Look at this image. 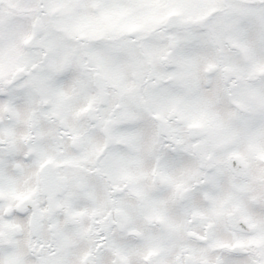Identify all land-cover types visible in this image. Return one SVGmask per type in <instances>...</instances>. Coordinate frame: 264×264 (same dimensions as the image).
<instances>
[{
	"label": "rangeland",
	"instance_id": "obj_1",
	"mask_svg": "<svg viewBox=\"0 0 264 264\" xmlns=\"http://www.w3.org/2000/svg\"><path fill=\"white\" fill-rule=\"evenodd\" d=\"M40 2L41 0H0V117L4 116L9 97L4 83L9 77L8 68L13 65L10 63L11 59L13 63L20 64L22 59L27 58V62L31 63L30 59L35 58L29 51H25L26 41L32 33L31 25L28 24L31 20L27 18L41 14L38 8ZM50 3V14H43H54L58 7L59 11L55 15L62 24L59 26H65L70 32L64 34L47 25L52 37L45 47L57 50L55 57L60 61V66L54 82L45 81V85L54 84L53 90L45 85L42 88L47 97L59 91L60 96H55L54 110L58 107L64 110V107L69 106L66 110H69L70 116L72 114L77 122L78 117L82 119L81 122L84 121V112L91 105L94 96V88L91 87L92 72L87 68L96 67L102 59L105 60L112 79L123 83L127 98L125 106L130 111L136 101L137 86L144 80L147 70L144 63L154 65L156 72L162 77L171 76V82L157 89L151 88L149 95L153 96L149 111L156 114L161 112L164 115L162 121L152 115H145L141 108L139 119L134 122L124 121L123 114H116L122 117L119 121L123 122L125 128L123 138L129 144L127 156L131 152L144 154L138 158V166L143 172L150 170L157 147L163 142L170 144L171 141L170 165L175 179L172 188L180 187L177 190L181 193L177 198L172 190V194L166 198L171 224L183 233L184 238L174 240L173 248L170 246L168 250L163 241H155L153 244L146 237L145 242L140 240V244L134 248L137 259L147 249L155 247L160 249L158 264H178L174 259L176 245L183 241L184 245H189L188 260L194 256L198 260H209L211 264H264V247L258 248L252 244L260 237L239 234L245 248L238 249L234 242L238 234L234 235L232 231L238 228L236 221L242 215H251L261 226L264 235V204L261 200L264 197V76H261L264 71V0H50ZM179 10L183 12V20L196 23L179 30L174 29L169 32V36L168 30H164L165 18ZM104 12L106 16L102 19L101 13ZM4 18H11L12 34L9 37L2 34ZM131 27L140 29V38L148 37L141 49L131 36L120 35L124 28L129 30ZM82 33L87 34L88 40L81 39ZM102 33L108 34L112 39L107 41ZM83 45L88 51L81 50ZM91 49L96 53V60L87 62L86 54ZM146 51L151 55V62L146 61L149 56ZM42 78L47 79L44 75ZM27 87L32 89L29 83H24L19 90L17 87L11 90L13 96L18 92L21 100L19 111L23 112V118L27 117L36 104L33 93L27 94ZM3 92L6 93L3 95ZM14 103L17 107V103ZM249 110L252 113L246 112ZM105 112L109 115L111 111L107 109ZM81 122L78 125L80 130L85 127ZM49 129L45 130L47 135L43 140L46 154L43 150L44 156L40 159L53 155L52 143L47 137L54 135L55 126L50 123ZM15 133L20 139L21 131ZM98 133L92 130L89 137L93 139L91 148L89 144V159L99 152L101 141L98 142ZM185 141L188 147H198V156L190 149L187 157L178 155V146ZM199 155H203L202 159ZM238 155L247 164L237 174L230 169V163ZM74 159L77 162L79 158ZM195 159L199 162L195 163ZM27 166L23 174H15L18 166L13 168L14 164L11 163L13 174L11 173V181L6 186L12 202L24 193L35 192L38 188L35 164ZM245 178L248 180L245 181ZM197 181L199 192L202 193L195 191L192 196L195 201L187 208L191 213L195 206H202V225L211 221L210 224L215 229L211 226L212 230L208 229L206 232L213 231L217 237L214 242L208 243L209 238L205 233L206 238L201 243L195 242L191 246L185 237V231L188 232L185 229L187 223L185 220L184 223L181 221V205L178 201L184 190ZM143 182L148 183V179L145 178ZM236 186H239V191L235 190ZM238 193L242 196L235 199L244 203L246 209L243 214L233 209L236 202L233 197ZM19 223L23 221L8 219L5 227L12 224L14 229ZM33 223H39V220L33 219ZM41 232L42 242L47 245L51 232ZM19 233L11 232V238H17ZM153 233L157 235V232H150L151 235ZM31 234L25 230L23 241H30L28 236ZM19 238L22 239V236ZM165 239L176 238L172 232H168ZM27 244L24 241L26 247ZM5 247H0V264H12L13 261H20L21 264H53L54 260H60H57L56 255L53 257L50 254H46V259L41 256L35 258L27 252L21 256V252L19 254L17 251L22 249L16 251ZM9 260L12 262L9 263Z\"/></svg>",
	"mask_w": 264,
	"mask_h": 264
},
{
	"label": "flooded vegetation",
	"instance_id": "obj_2",
	"mask_svg": "<svg viewBox=\"0 0 264 264\" xmlns=\"http://www.w3.org/2000/svg\"><path fill=\"white\" fill-rule=\"evenodd\" d=\"M50 6L46 7L45 0H41L38 7L41 14L27 18L31 20L28 24L31 25L32 33L26 41V48H24L26 52L29 51L35 58L30 59L31 63L27 62V58L22 59L20 64L13 63L11 59L10 63L13 65L8 68L9 77L7 82L4 83L9 91L7 93L9 97L4 116L0 117V129H3V131H0V247L4 245L6 249L13 248L16 251L22 249L17 251L19 254L21 252V256L22 254L26 255L27 252L35 258L41 256V258L46 259V254L53 257L56 255L57 260L58 258L60 260L57 262L54 260L53 264H77V261L78 264H155V250L154 252L151 250L145 251L138 259L134 255V248L137 244H140V240L144 241L148 237L149 242H153V244H155V241L161 240L168 247H172L174 240L184 238L183 233L178 231L174 224H171V216L167 212L166 197L172 194V190L177 194V198L180 193L177 190L180 187L177 189L172 188L175 182L174 172L170 165L172 156L170 146L172 147V145L169 141L170 144L166 145L163 142L158 146L150 170L143 172L138 166L140 164L138 158L144 156V154L137 155L131 152V156H127L129 144L123 138L125 128L123 122L119 119L121 120L124 117L122 120L134 122L139 119L141 108L145 115H152L157 120L162 121L164 115L162 116L161 112L156 114L149 111L151 109L150 99L153 97L149 95L151 88L157 89L171 82V76L162 77L156 72L154 65L144 63L147 70L144 74V80H141L137 86L136 101L132 111H130L128 106H125L127 98L125 97L123 83L112 79L111 73L107 71L105 60L101 58V62L96 67L88 66L87 68L92 72L91 87L94 88V96L90 102L91 105L84 112V121L81 122L82 119L79 117L78 122L75 118L73 119L69 110H66L69 106L64 107V110L62 107L54 110L55 96H60L59 91L51 93L47 97L44 95L42 88L45 81L48 83L54 82L55 77L58 76L57 72H59L58 68L60 66V61L55 57L57 50L53 47H45L46 42L49 41L50 43L49 39L52 37L47 25H51L50 29L61 30L60 32L64 34L70 32L65 26L63 28L59 26L62 24L55 15L59 11L58 7L53 12L54 14H43H50ZM179 11L181 15L177 18L178 21L184 19L182 18L183 12ZM105 16V12L101 13L102 19ZM10 19H5L2 22V34L8 37L12 34ZM165 19L167 22L170 15H167ZM166 22L164 23V30H168L167 34L169 36H171L170 31L187 27L181 24L166 27ZM124 29L120 35L122 37L131 36L135 44H138L139 49H141L140 47H143V42L148 37L140 38L139 28ZM80 35L83 36V33ZM102 37L107 41L112 39L106 33H102ZM84 38L81 39L83 41L88 40V36ZM97 40L100 39L97 38ZM81 50L88 51V48L83 45ZM143 50L145 51L146 48ZM146 53L148 54L147 51ZM144 55L143 60L145 61ZM25 56L27 57V54ZM150 56H148L147 62H151ZM86 57L87 62L95 61L96 53L91 49ZM168 69L171 71L170 66ZM97 74L102 80L103 90L96 85L95 76ZM43 75L47 78L46 80H43ZM24 83H29L32 86L30 90L27 87L26 92L30 95L33 93V101L36 103L34 109L28 112L26 118H23V112L19 111L21 100L18 98V92L14 96L11 95L12 88L17 87V90H19ZM45 87L53 90L55 86L54 84H48ZM4 93L6 92L2 94L4 95ZM14 102L17 103V107ZM91 107H95V110ZM107 109L111 111L109 115L108 112H105ZM117 113L123 114L122 117H118ZM109 119H114L115 131L114 142L108 146L107 139L104 136V127ZM80 122L85 126L82 130L78 127ZM50 123L55 126L54 135L47 137L52 143L53 155L40 159L41 156H44L43 150L46 154V150L43 148L45 147L43 140L44 136L47 135L45 130H50ZM92 130L99 132L98 142L101 141V146L99 152L89 159V144L91 148L93 140L89 137ZM15 131H21L20 139L17 138ZM19 134L17 133V135ZM122 140L125 141V146L120 145L123 142ZM189 149L198 156V147L195 145L188 147L186 141L179 146L178 155L187 157ZM166 153H168V156ZM74 157L79 158L77 162ZM202 157L203 155H199L200 159ZM235 159L237 158H233L230 163V168L232 163L236 161ZM195 160V163L199 162L197 159ZM242 161H240L242 168L239 172L231 170L236 171L237 174L241 173L247 164L245 160ZM11 163L14 164L13 168L18 166L14 171L15 174H23L26 166L34 163L35 175L37 176L36 184L38 188L35 192L24 193L15 202L9 200L6 186L11 181V175L13 174ZM44 177L47 184L43 182ZM145 178L148 179V183L143 182ZM244 180L248 179L245 178ZM238 187L236 186V191H239ZM199 190L200 186L197 181L190 188L184 190L187 197L178 201L181 205V221L183 223L184 220L186 221L185 229L189 232L185 231V237L189 240L191 246L195 242L197 244L201 243L206 231L201 222L204 218L202 206H195L191 213L187 208L189 204L195 201L192 197L194 192H199ZM240 196H242L241 193L235 194L233 199L236 201L235 198H241ZM261 200L264 204V197ZM22 204L23 207L21 206L22 209H20ZM52 207H56L55 210ZM233 209L243 213L246 208L243 202L236 201ZM183 215H185L184 219ZM13 218L17 221L22 220L23 223H19V226H15L14 229L12 224L5 227V221ZM33 219L35 221L39 220V223H33ZM245 219H250L256 225V228L254 232H250L251 228H243L241 225L242 215L240 220L236 221L238 228L232 230L234 234H238L235 245L245 248V245L241 244L239 234L248 237L259 236L260 238L254 244L257 247L260 243L264 245L261 226L251 215H245ZM211 226L215 229L213 224ZM173 227L175 228L172 229ZM25 230L32 233L28 236L31 238L30 241L24 240L28 242L27 247L23 241ZM41 231L51 232L50 238L47 239V245L42 242ZM11 232L20 233L17 238L12 239ZM150 232H157V235L153 233L156 235L153 236ZM168 232H172L176 239L166 240L165 236ZM139 233H142V239L139 238ZM20 236H22V239L19 238ZM208 237L210 239L208 243H212L217 235L210 231ZM123 238H128V240ZM263 245L260 248L264 247ZM187 246L189 245H184L183 241L176 245L177 250L174 256L176 263L211 264L209 260H198L194 256L188 260L190 250L187 249ZM237 248L239 249V247ZM11 262L9 260V263ZM12 264H21V262L13 261Z\"/></svg>",
	"mask_w": 264,
	"mask_h": 264
},
{
	"label": "water",
	"instance_id": "obj_3",
	"mask_svg": "<svg viewBox=\"0 0 264 264\" xmlns=\"http://www.w3.org/2000/svg\"><path fill=\"white\" fill-rule=\"evenodd\" d=\"M179 17V14H174L171 19L168 21V26H175L177 24H181V25H191L192 22H179L176 18ZM95 82H96V85L101 89L103 90V87L101 86L102 82H101V78L100 76H96L95 77ZM108 130V132H107ZM112 130H113V127L112 125L110 124V122L107 124V126L105 127V134L108 136L109 138V142L112 141ZM52 178V177H51ZM50 178V179H51ZM47 184V183H46ZM54 210V209H53Z\"/></svg>",
	"mask_w": 264,
	"mask_h": 264
},
{
	"label": "bare ground",
	"instance_id": "obj_4",
	"mask_svg": "<svg viewBox=\"0 0 264 264\" xmlns=\"http://www.w3.org/2000/svg\"><path fill=\"white\" fill-rule=\"evenodd\" d=\"M146 240H144V242H145Z\"/></svg>",
	"mask_w": 264,
	"mask_h": 264
}]
</instances>
